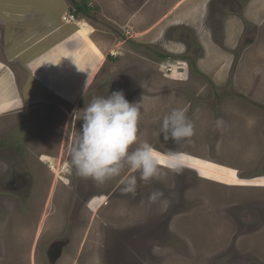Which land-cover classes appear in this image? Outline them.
Listing matches in <instances>:
<instances>
[{"label":"rangeland","instance_id":"1","mask_svg":"<svg viewBox=\"0 0 264 264\" xmlns=\"http://www.w3.org/2000/svg\"><path fill=\"white\" fill-rule=\"evenodd\" d=\"M254 1L68 0V17L76 16L66 23L76 27L83 18L109 35L100 45L84 38L82 48H62L56 59L51 54L54 66L46 59L38 69L9 71L20 86L51 73L72 86L67 92L85 80L70 55H87L83 66L101 64L80 104L37 99L49 107L25 104L0 113V183L10 181L12 171L26 174L19 192L0 185V264H264V14L252 11ZM47 4L29 0L23 7L17 3V10L37 12ZM107 50L114 58L105 56ZM114 91L140 103L133 148L147 142L166 153L157 142L162 121L184 109L194 135L176 152L188 154L187 167L218 183L162 168L149 181L155 190L141 183L129 196L122 192L124 171L100 185L112 195L101 199L96 193L77 210L83 178L65 170L83 123L73 113ZM201 118L212 119L215 130L208 137ZM208 161L211 174L203 170L210 169ZM225 170L234 172L233 181ZM144 188L163 192L168 208L150 204L138 193ZM55 245L61 255L53 262Z\"/></svg>","mask_w":264,"mask_h":264},{"label":"crops","instance_id":"2","mask_svg":"<svg viewBox=\"0 0 264 264\" xmlns=\"http://www.w3.org/2000/svg\"><path fill=\"white\" fill-rule=\"evenodd\" d=\"M47 1H49L50 4H47L46 7L36 10L37 12L33 11L29 13L24 10H17V3L20 7H23L29 0H0V113L2 115H7L14 110L19 111L18 108L21 107V105H35V102L38 101L37 99H83L84 96L82 97V95L94 82L93 74L99 69L98 65H101L100 62H91L83 66L87 55L84 56L82 53L74 54V56L70 55L69 59L73 61V63L76 60V62H79V67H83V71L79 74L84 75L83 77L81 76L80 79H85L82 83L80 82V84L78 81V86L74 88L76 90L72 91L64 92L71 89L72 86L60 82L55 76H52L51 73L44 76L45 80H42V78L36 80L34 78L35 80L30 79L27 85L25 83L22 86L19 85L20 78H17L15 75L12 76L11 72H9L10 70L14 71V69L29 67L31 65H34L38 69L40 66L38 64L43 63L46 59L48 60L49 66L50 64L54 66V60L51 54H53V57L56 59L57 57L55 56L60 54L62 48H67L68 51L82 48L83 46L79 47V45L85 43L84 38L86 40H92L100 45V40L104 36L109 35L106 30L102 28V25L94 26L93 23L86 25L84 23L86 19L83 18H81L82 22H79L80 19L75 20V23H78L76 27H73L71 23H66L69 18L68 0ZM253 4L254 9L252 11L254 13L255 10H257V12L264 14V0H255ZM51 5L57 7L58 10L51 9ZM69 15L73 17L76 16L75 14L71 15V13ZM262 17H264V15H262ZM64 19H66V21ZM261 21L264 22L263 20ZM87 47L89 51H91L89 44H87ZM100 48L103 47L100 46ZM108 50L105 54L106 57L109 55ZM247 50L248 49H243L242 51L244 52ZM215 55L220 54L216 53ZM71 61L66 64L72 65ZM17 64H19L20 67L15 66ZM227 67L230 68V66ZM243 67H246V64L243 65ZM182 69L186 72V65ZM26 70L28 72V69ZM22 72L23 75H26L24 73V68H22ZM180 74L181 73H179V75ZM218 74H220V72ZM180 76H184V73ZM48 79H50V81ZM172 80L174 82L182 81L179 79ZM216 81L219 82L221 80L218 79ZM45 82L47 85L43 84ZM25 110L27 112L30 111L28 109ZM199 120H202L203 123H207L208 130H205L204 132L206 133H203V135L208 137V135L212 134V130L214 129L212 127L213 125H211L212 119L201 118ZM221 124L222 122L220 126ZM224 129L230 130L231 128L224 127ZM203 144L206 145V139ZM191 158L196 160L195 157L191 156ZM203 161L205 162L206 160ZM206 165L210 167L208 171L211 174L213 165L211 162ZM225 171L228 173L227 180L233 181L234 172Z\"/></svg>","mask_w":264,"mask_h":264},{"label":"clouds","instance_id":"3","mask_svg":"<svg viewBox=\"0 0 264 264\" xmlns=\"http://www.w3.org/2000/svg\"><path fill=\"white\" fill-rule=\"evenodd\" d=\"M139 105L130 103L122 91H114L106 97L93 98L82 110L74 112L73 119L83 123L70 149L65 170H74L79 177L98 184L121 176L125 170L139 172V179L144 182L159 177L162 168L180 174L188 166V154L172 150L161 153L147 142L133 148L138 142ZM158 134L163 135L165 142L171 139L178 144L194 135V126L186 111L177 108L164 117ZM122 183L123 193L135 194L136 175L124 177ZM148 202L159 203L162 210L171 203L160 191L152 192Z\"/></svg>","mask_w":264,"mask_h":264},{"label":"flooded vegetation","instance_id":"4","mask_svg":"<svg viewBox=\"0 0 264 264\" xmlns=\"http://www.w3.org/2000/svg\"><path fill=\"white\" fill-rule=\"evenodd\" d=\"M10 1V0H9ZM12 1V0H11ZM13 1H17V0H13ZM83 101V99H80V101H79V104L81 103ZM44 103V101L43 100H38L37 102H35V105H36V107L37 106H40L42 109H44V108H46L47 109V107H49V105H47V104H43ZM53 106H56V105H53ZM58 108L60 107V106H57ZM50 108H51V105H50ZM64 112V114H66V112L65 111H63ZM48 115H49V113H48ZM47 115V116H48ZM187 139L186 140H183V141H181L180 143H178V144H176L174 141H172L171 139L169 140V141H167V142H165L164 140H163V135L161 134L160 136H159V134H158V144H159V147L162 149V151H165V152H167V151H169V150H172V151H176V150H178V149H180L181 147H184L185 145H186V143H187ZM39 162H42V161H40V160H38ZM204 171L206 170V171H208V169H203ZM8 171H9V169H8ZM184 171H186L187 172V175H189V176H191V179H194V181H197L198 179H202V180H204V181H207V182H215V183H218V181H213V180H211V179H207V178H203L202 176H200L199 175V173L196 171V170H194V169H192V168H190V167H186L185 169H184ZM209 172V171H208ZM125 173H127L126 175L127 176H129V175H136L137 176V186L139 185H141V183L142 184H144L145 186H147V184L149 183V185H150V188L152 189L153 187H151V182H144V181H141L140 179H138L139 178V172H137V173H131L130 171H128V170H125ZM12 177H11V180L10 181H6L5 183H0V185H1V187H3V189L4 190H6V189H9V190H15V189H18L17 191L19 192V188H20V186H21V180H19V178H20V176H22L23 178H24V180H26V174L24 173V174H22V175H20V174H18V175H15V174H17V173H15L14 171H12ZM11 174H10V176H11ZM1 175V174H0ZM67 180H70V182L68 183V184H70V183H72V185H74V181H73V179H69V178H66ZM73 182H72V181ZM82 180H86V183L85 184H83V182H82ZM79 183H78V185H77V194H76V196L78 197V201L76 202V207H77V210L79 209V211H80V209H81V207H83L87 202H88V200L90 199V198H92L96 193H98V194H100L101 196L100 197H102L101 199H103L104 197H107V196H110V195H112V192H110V191H108V187H103V186H100V185H103V184H98V183H96V182H94L93 180H91V179H82ZM109 181V180H108ZM152 181V180H151ZM93 183H95L96 185H99L100 187H97V188H95L94 186H93ZM71 185V184H70ZM116 188V187H115ZM114 188V189H115ZM113 189V190H114ZM112 190V191H113ZM152 190H155V189H152ZM137 192V191H136ZM135 192V193H136ZM139 194H145V195H147V196H145V198L147 199L148 197H149V195H150V193L151 192H148L147 191V189H143V190H141V192H138ZM124 194H127V195H129V196H132L131 194L132 193H124ZM179 194H182V193H179ZM175 195H177V197H179V198H181L180 197V195H178L177 194V192H175ZM174 206H175V204H176V202L174 201ZM182 205V204H181ZM178 206H179V204H178ZM76 209V208H75ZM78 211V212H79ZM147 227V226H146ZM69 242H67V244H68ZM65 244V243H64ZM60 251H61V247H60ZM50 257H53V255L51 254V255H49V258ZM57 260H55V262H56ZM54 262V261H53ZM54 264V263H53Z\"/></svg>","mask_w":264,"mask_h":264},{"label":"water","instance_id":"5","mask_svg":"<svg viewBox=\"0 0 264 264\" xmlns=\"http://www.w3.org/2000/svg\"><path fill=\"white\" fill-rule=\"evenodd\" d=\"M52 248L55 249V252H54V254H53V251L50 252V255L51 254L53 255V257H50V260L51 261H55L61 255V251H60V249H59V247L57 245L53 246Z\"/></svg>","mask_w":264,"mask_h":264},{"label":"trees","instance_id":"6","mask_svg":"<svg viewBox=\"0 0 264 264\" xmlns=\"http://www.w3.org/2000/svg\"><path fill=\"white\" fill-rule=\"evenodd\" d=\"M78 10H81V9H78ZM80 12V11H79Z\"/></svg>","mask_w":264,"mask_h":264},{"label":"bare ground","instance_id":"7","mask_svg":"<svg viewBox=\"0 0 264 264\" xmlns=\"http://www.w3.org/2000/svg\"><path fill=\"white\" fill-rule=\"evenodd\" d=\"M54 167V166H53Z\"/></svg>","mask_w":264,"mask_h":264}]
</instances>
